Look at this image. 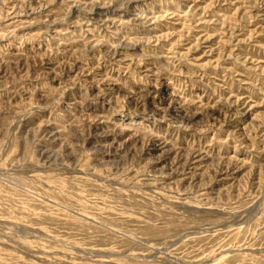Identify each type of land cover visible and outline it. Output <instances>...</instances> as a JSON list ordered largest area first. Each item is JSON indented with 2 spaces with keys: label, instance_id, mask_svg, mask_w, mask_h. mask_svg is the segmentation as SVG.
Returning <instances> with one entry per match:
<instances>
[{
  "label": "rangeland",
  "instance_id": "1",
  "mask_svg": "<svg viewBox=\"0 0 264 264\" xmlns=\"http://www.w3.org/2000/svg\"><path fill=\"white\" fill-rule=\"evenodd\" d=\"M0 264H264V0H0Z\"/></svg>",
  "mask_w": 264,
  "mask_h": 264
},
{
  "label": "bare ground",
  "instance_id": "2",
  "mask_svg": "<svg viewBox=\"0 0 264 264\" xmlns=\"http://www.w3.org/2000/svg\"><path fill=\"white\" fill-rule=\"evenodd\" d=\"M30 14V13H29ZM15 18H13L12 20H13V23H12V25L13 24H16V25H18V24H21V21L22 20H20V17L17 15V16H14ZM28 22V21H27ZM24 23V22H23ZM24 25V24H23ZM15 26V25H14ZM21 26V25H20ZM28 37V36H27Z\"/></svg>",
  "mask_w": 264,
  "mask_h": 264
}]
</instances>
